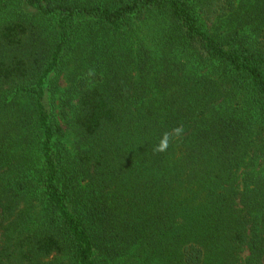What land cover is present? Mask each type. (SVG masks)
<instances>
[{
  "label": "trees",
  "instance_id": "obj_1",
  "mask_svg": "<svg viewBox=\"0 0 264 264\" xmlns=\"http://www.w3.org/2000/svg\"><path fill=\"white\" fill-rule=\"evenodd\" d=\"M226 2L0 0V264H264V0Z\"/></svg>",
  "mask_w": 264,
  "mask_h": 264
},
{
  "label": "rangeland",
  "instance_id": "obj_2",
  "mask_svg": "<svg viewBox=\"0 0 264 264\" xmlns=\"http://www.w3.org/2000/svg\"><path fill=\"white\" fill-rule=\"evenodd\" d=\"M210 4H211L210 9H208L207 12H209V16L210 18H213V20L216 18V16L222 15V13L226 12L229 9L226 0H210ZM67 72L68 69H66L64 73L58 78L57 80L58 86L56 87L57 95L52 98L53 100L51 99V103L48 101V106L53 108L55 112H58L59 110L58 105L60 104V98L65 93L69 85V80L66 78ZM58 119H59V124L65 130L64 140L67 145L71 146L72 142H74V140L77 139L75 126L70 124L67 125L63 121H61L60 118Z\"/></svg>",
  "mask_w": 264,
  "mask_h": 264
},
{
  "label": "clouds",
  "instance_id": "obj_3",
  "mask_svg": "<svg viewBox=\"0 0 264 264\" xmlns=\"http://www.w3.org/2000/svg\"><path fill=\"white\" fill-rule=\"evenodd\" d=\"M183 131L181 127H177L172 130V133L165 132L162 134L159 144L156 146L154 151L156 152H163L166 151L169 146V139L171 135H180V133Z\"/></svg>",
  "mask_w": 264,
  "mask_h": 264
}]
</instances>
